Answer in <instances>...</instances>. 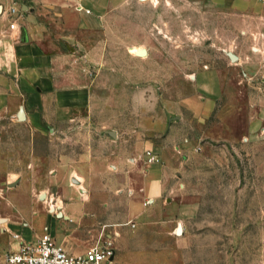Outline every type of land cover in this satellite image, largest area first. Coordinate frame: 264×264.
<instances>
[{"label":"rangeland","instance_id":"obj_1","mask_svg":"<svg viewBox=\"0 0 264 264\" xmlns=\"http://www.w3.org/2000/svg\"><path fill=\"white\" fill-rule=\"evenodd\" d=\"M117 1L110 27L133 60L119 66V76L128 78H100L95 88L100 112L65 120L55 131L45 122L33 129L25 121L2 119L7 163L0 171V219H6L0 220V264L15 248L14 239H26V226L37 233L32 214L54 215L58 233L75 253L112 236L113 264H264V140L187 141L185 135L200 126L189 115L182 122L176 117L181 97L195 91L192 74L207 66L239 82L243 96L264 95V78L244 84L243 78H226L235 62L227 51H264V21L250 7L245 15L243 8L223 9L212 0ZM20 2L31 0L0 5ZM131 45L148 49V55L137 56ZM144 67L149 77L146 71L142 76ZM115 102L118 115H111ZM171 125L185 135L166 140ZM101 134L132 148L133 160L117 167L89 155ZM149 139L152 150L140 147ZM148 151L162 156L164 190L155 200L143 195ZM55 170L69 182L51 178ZM66 181L84 201L70 216L60 200Z\"/></svg>","mask_w":264,"mask_h":264},{"label":"crops","instance_id":"obj_2","mask_svg":"<svg viewBox=\"0 0 264 264\" xmlns=\"http://www.w3.org/2000/svg\"><path fill=\"white\" fill-rule=\"evenodd\" d=\"M212 1L222 5L223 9L234 4L243 8L245 15L250 7L259 16L257 20L264 21V2L261 0ZM118 3L117 0H31V3L20 2L19 5H0V126H3L2 119L7 117L15 123L25 121L33 129L42 127L45 122L53 125L55 131L65 120L92 118L100 112L102 99L95 89L102 84L100 78H128L119 76V66L130 65L133 60L129 52L119 48L117 35L110 27L111 14ZM12 8H15L14 12ZM12 21H15L14 27L10 25ZM133 46L140 48L131 45L128 49L131 51ZM146 50L148 55L149 50ZM263 52L260 47L254 48L253 53L243 49L235 51L237 59L229 65L226 78H243L242 84L248 78H264ZM123 68L128 71L127 67ZM145 71L149 77L145 67L142 76ZM191 77L195 81V91L181 97L176 117L182 122L189 115L200 127H193L190 134L185 135L180 128L171 125L166 140H172L175 133L184 134L187 141L191 138L226 141L246 138L256 143L264 140L263 94L250 92L243 96L239 82L225 80L222 73L208 66L195 71ZM115 105L111 115H118L117 102ZM21 107L23 120L18 118ZM143 127L151 132L152 128L144 122ZM100 136L89 145V155L114 161L117 167L133 160L132 148L119 146L118 140L103 137L106 134ZM108 136L113 138L116 133L109 132ZM108 143L110 149L103 150V145ZM144 146L151 148L150 139L142 141L140 147ZM87 153L85 151L84 155ZM161 158L159 155L156 160L147 162L143 195L149 200L163 194ZM5 162V144L0 141V171ZM51 178L69 182V177L60 175L59 170H55ZM67 181L63 184L60 200L63 198V210L70 216L83 208L84 201L79 200L76 186L68 187ZM29 219L37 233L32 232L31 226H26L24 240L37 239L46 226L52 236L68 248L63 235L56 229L54 215L32 214ZM13 243V249H16L19 241L14 239Z\"/></svg>","mask_w":264,"mask_h":264},{"label":"built area","instance_id":"obj_3","mask_svg":"<svg viewBox=\"0 0 264 264\" xmlns=\"http://www.w3.org/2000/svg\"><path fill=\"white\" fill-rule=\"evenodd\" d=\"M10 25L14 27L15 21ZM147 154L150 155L148 161L156 160L150 151ZM115 255L112 236H101L85 251L75 253L67 250L45 229L35 240L21 239L19 246L6 254L5 260L6 264H113Z\"/></svg>","mask_w":264,"mask_h":264},{"label":"water","instance_id":"obj_4","mask_svg":"<svg viewBox=\"0 0 264 264\" xmlns=\"http://www.w3.org/2000/svg\"><path fill=\"white\" fill-rule=\"evenodd\" d=\"M135 53H136L137 55H139V56H144V55H146L147 50H146V48L142 47V48H139L138 50H136ZM227 54L229 55V57H230L231 60L235 61V60L237 59V56H236V54H235L234 52H232V51H228ZM18 118H19L20 120H23V119L25 118V117H24V110H23V107H21L20 110H19V112H18ZM42 195H43V194H42ZM60 214H61V213H60ZM60 214H59V215H60ZM178 232H179V233L182 232V228H181V226H179V228H178Z\"/></svg>","mask_w":264,"mask_h":264},{"label":"bare ground","instance_id":"obj_5","mask_svg":"<svg viewBox=\"0 0 264 264\" xmlns=\"http://www.w3.org/2000/svg\"><path fill=\"white\" fill-rule=\"evenodd\" d=\"M0 10H1V8H0ZM138 49H139V47L135 48L134 52H136V50H138ZM0 220H4V219L1 218Z\"/></svg>","mask_w":264,"mask_h":264}]
</instances>
